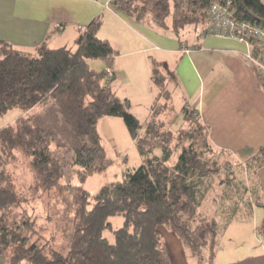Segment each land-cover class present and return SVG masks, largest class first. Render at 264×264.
Listing matches in <instances>:
<instances>
[{
    "label": "trees",
    "instance_id": "1",
    "mask_svg": "<svg viewBox=\"0 0 264 264\" xmlns=\"http://www.w3.org/2000/svg\"><path fill=\"white\" fill-rule=\"evenodd\" d=\"M227 1L238 21H247L264 31V0H182L175 3L173 22L183 27L205 20L202 34L207 35L209 8ZM110 6L137 22L149 17L158 27L169 14V0H111ZM100 27V18L91 22L76 40L75 50L41 48L35 56L0 41V116L50 103L63 134L70 137L71 167L77 168L79 182L104 173L112 164L97 130L99 120L105 117L121 119L143 161L137 168L124 170L120 181L91 195L72 185L65 166L54 155L59 125L49 126L43 116L36 114L0 129V256L7 264H169L159 231L163 228L178 239L196 264L210 263L218 237L231 219L229 214L220 227L214 218L197 213L216 170L206 159L212 151L206 130L193 122L196 126L187 136L188 147L180 151L172 167L167 166L173 133L161 132L163 126L156 117L165 105L154 103L143 131L145 138L140 141L143 127L130 113L128 101L111 91V80H106L105 72L96 73L89 67L90 60L111 67L118 55L109 42L97 38ZM248 42L251 45L255 41ZM254 71L257 77L260 71ZM151 81L159 90V98L168 100L165 78L155 68ZM182 112L184 120L191 121L194 112L186 108ZM198 138L202 139L201 148ZM155 148L162 150V156H147ZM248 153L251 157L246 166L254 168L255 175L264 166V148ZM16 154L29 159L32 193L38 197L54 193L58 199L70 201L73 233L65 254L53 247L52 240L42 242L35 221L22 210L28 200L6 171ZM90 201L92 207L87 210ZM116 216L123 217L124 224L114 232V243L110 244L102 234L110 228L109 219Z\"/></svg>",
    "mask_w": 264,
    "mask_h": 264
},
{
    "label": "crops",
    "instance_id": "2",
    "mask_svg": "<svg viewBox=\"0 0 264 264\" xmlns=\"http://www.w3.org/2000/svg\"><path fill=\"white\" fill-rule=\"evenodd\" d=\"M110 1L0 0V41L33 56L41 48L75 50V42L82 33L79 28L100 18L97 38L109 42L118 53L112 66L105 65L102 72L112 69L109 87L119 99L128 101L129 111L143 127L140 133L154 104L152 70L157 62L161 64L169 58L175 68L173 76L182 98V110L196 114L211 148L232 155L264 148V89L257 81L253 63L246 58L250 54L254 62L264 65V46L260 42L247 45L235 39L195 33L194 43L188 46L177 41L172 31L164 32L149 21L137 22L115 11ZM135 104L144 105L147 113L143 117L132 109ZM37 109L23 112L19 118L36 115ZM107 118L98 122L100 139L101 125L104 129L122 127L117 120ZM255 179L256 193L264 207V166L256 171ZM251 219L254 232L258 223L255 211ZM261 219L264 221V211ZM159 231L169 264H196L172 233L163 228ZM260 232L264 233V229ZM0 264H7L1 256ZM207 264H264V246H224L217 240L214 256Z\"/></svg>",
    "mask_w": 264,
    "mask_h": 264
},
{
    "label": "rangeland",
    "instance_id": "3",
    "mask_svg": "<svg viewBox=\"0 0 264 264\" xmlns=\"http://www.w3.org/2000/svg\"><path fill=\"white\" fill-rule=\"evenodd\" d=\"M179 2H182V0H169V14L165 18L163 26L158 28L164 32L172 31L173 35L177 37V41L180 40L184 44L191 46L194 43L195 33L202 34L206 28V23L205 20H201V22L196 24L183 27L174 23L173 27L172 21L175 18L176 11L174 6L175 3ZM143 21L151 23L149 17H145ZM90 62V67L96 73H102L103 69H105V64L100 60H92ZM253 66L260 71L257 73L258 82L264 85V69H259L255 64ZM262 67L264 68V65ZM154 68L165 78V90L169 92L168 100L165 101L159 98V90L151 82L153 103L165 105L162 110H159L156 121L163 126L161 132H168L169 130L173 133V139L169 145L171 156L167 161V166L172 167L180 151L188 147L190 139L187 136L191 135L196 126L193 122L198 123V121L196 114H193L191 121L184 120L182 98L176 89L173 76L175 68L172 61L167 58L161 64L157 62ZM126 89L131 90L132 88ZM132 109H136L140 117L147 113L144 105L135 104ZM22 113L19 110H12L1 115L0 129L13 125ZM36 114L43 116L49 126H53V124L59 125L58 130H55L57 146H53L54 155L65 166L66 174L70 176L72 185L81 187L91 195H95L101 188L111 183L120 181L124 170L137 168L143 161L139 154L137 143L132 140L121 119L108 117L106 120H117L122 124L120 128L115 125L110 128L107 126L105 129L102 125L100 127L101 145L112 164L104 173L93 175L84 182H79L75 175L77 168L71 167L70 137L63 134L62 125L57 122L56 113L52 105L48 103L39 107ZM138 121L140 120L138 119ZM205 134H207L206 131ZM144 138V132L140 133L139 140H144ZM201 141L202 139H197L199 148L202 147ZM147 156L161 157L162 150L155 148L152 151V155ZM250 157L251 154L248 152L232 155L213 148L211 152L206 154V159L209 160L210 164L214 165L216 170L211 177V187L207 191L197 213L206 218H214L220 227L224 226L230 214L231 222L226 226L225 232H221V236L218 239V242L220 240L224 246L242 244L264 246V233L260 232V229H264V226H262L264 221L261 219L264 207L260 204L261 202H259L256 193L257 185L254 168L250 169L246 166V161ZM6 171L11 176L19 192L28 200L23 205L22 210L35 221V227L38 230V236L43 239L42 242L52 240L53 247L61 254H65L68 248V239L73 233L72 214H74V210L68 205L70 201L66 200L64 202L62 198L58 199L54 193L44 194L41 197L32 193L29 190L33 182L29 159L21 154H16L15 159L6 166ZM63 196L68 197L67 193H63ZM90 202L91 204L87 207V210L92 207V201ZM250 208L258 216V223L255 225L257 229L254 232L251 231L252 211H250ZM109 224L110 228L103 232L102 237L110 244H113L114 232L123 226L124 219L121 216L112 217L109 219ZM249 224L250 226L248 227Z\"/></svg>",
    "mask_w": 264,
    "mask_h": 264
},
{
    "label": "built area",
    "instance_id": "4",
    "mask_svg": "<svg viewBox=\"0 0 264 264\" xmlns=\"http://www.w3.org/2000/svg\"><path fill=\"white\" fill-rule=\"evenodd\" d=\"M231 2L227 1L226 4L215 3L208 10L209 24L206 30L207 35L235 39L250 45L248 40L252 39L254 41L260 42L264 46V31L247 22L238 21L233 12L230 10ZM61 29V26H58ZM81 32L85 31V28H79ZM185 53L188 51L185 50ZM247 60L257 66L258 63L254 62L250 54L246 56ZM105 78L110 81L113 78V71L111 68L105 70Z\"/></svg>",
    "mask_w": 264,
    "mask_h": 264
}]
</instances>
